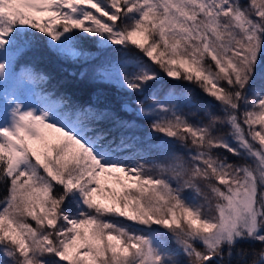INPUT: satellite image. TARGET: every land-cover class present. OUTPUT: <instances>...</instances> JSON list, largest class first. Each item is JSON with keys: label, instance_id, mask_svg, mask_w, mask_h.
Instances as JSON below:
<instances>
[{"label": "snow or ice", "instance_id": "1", "mask_svg": "<svg viewBox=\"0 0 264 264\" xmlns=\"http://www.w3.org/2000/svg\"><path fill=\"white\" fill-rule=\"evenodd\" d=\"M0 193V264H264V0H0Z\"/></svg>", "mask_w": 264, "mask_h": 264}, {"label": "trees", "instance_id": "2", "mask_svg": "<svg viewBox=\"0 0 264 264\" xmlns=\"http://www.w3.org/2000/svg\"><path fill=\"white\" fill-rule=\"evenodd\" d=\"M31 62L37 70L47 73L51 77L49 87H55L60 92L70 95L73 100L81 103L94 102L101 106L109 107L119 112V106L122 100L120 94L114 88H98L93 85L81 83L76 78L69 75L70 66L65 65L47 49L41 47L30 54ZM166 83H171L165 78ZM125 119H137L134 116L120 112ZM140 124H146L145 121L139 120ZM2 195V193H0Z\"/></svg>", "mask_w": 264, "mask_h": 264}]
</instances>
